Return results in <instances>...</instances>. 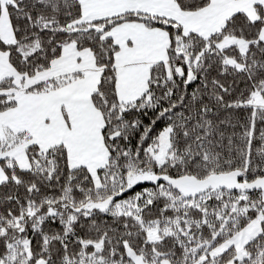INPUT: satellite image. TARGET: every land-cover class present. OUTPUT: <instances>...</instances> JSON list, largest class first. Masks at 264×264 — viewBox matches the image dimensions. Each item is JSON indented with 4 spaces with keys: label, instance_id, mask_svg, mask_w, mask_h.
Here are the masks:
<instances>
[{
    "label": "snow or ice",
    "instance_id": "6c2138e0",
    "mask_svg": "<svg viewBox=\"0 0 264 264\" xmlns=\"http://www.w3.org/2000/svg\"><path fill=\"white\" fill-rule=\"evenodd\" d=\"M0 264H264V0H0Z\"/></svg>",
    "mask_w": 264,
    "mask_h": 264
}]
</instances>
